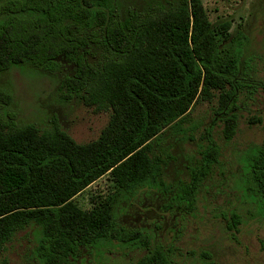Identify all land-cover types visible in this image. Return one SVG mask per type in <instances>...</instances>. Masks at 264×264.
Listing matches in <instances>:
<instances>
[{
  "label": "trees",
  "instance_id": "16d2710c",
  "mask_svg": "<svg viewBox=\"0 0 264 264\" xmlns=\"http://www.w3.org/2000/svg\"><path fill=\"white\" fill-rule=\"evenodd\" d=\"M243 38L224 49L202 0H166L153 13L124 14L118 0H0V76L23 64L49 74L70 64L64 98L111 113L100 137L80 144L57 119L49 130L19 124L8 110L13 94L0 88V253L33 229L38 264H79L83 250L116 244L146 250L137 264H174L172 248L152 247L147 233L119 223L116 199L84 210L75 198L106 175L125 197L165 186L174 159L162 144L165 130L178 132L198 100L216 92L232 139ZM96 49L102 56L92 63ZM205 138L190 181L173 198L189 211L220 162V146L210 132ZM250 168L264 199V145Z\"/></svg>",
  "mask_w": 264,
  "mask_h": 264
},
{
  "label": "rangeland",
  "instance_id": "374dc122",
  "mask_svg": "<svg viewBox=\"0 0 264 264\" xmlns=\"http://www.w3.org/2000/svg\"><path fill=\"white\" fill-rule=\"evenodd\" d=\"M165 1L118 0L123 14L130 10L153 13L157 3ZM202 2L224 49H231L239 35L244 37L234 137L225 138L227 117L220 113L222 100L216 92L211 101L198 100L178 132L165 130L162 144L174 156L165 168V186L125 197L106 175L78 195L75 202L90 210L100 198L116 199L119 223L147 233L152 247L172 248L174 264H264V199L250 168L256 149L264 145V0ZM93 51L89 60L96 63L102 52ZM73 71L70 64L51 74L30 64L6 71L0 76V88L14 96L8 110L16 112L19 124L31 123L49 130L57 119L76 142L97 140L111 113L77 98H64L60 85ZM209 132L220 146V162L200 188L195 209L189 211L173 198L190 181L191 169L201 160L200 151L207 144ZM37 242L33 229L19 232L0 253V264H38L34 256ZM146 253L143 248L108 245L83 250L79 264H137Z\"/></svg>",
  "mask_w": 264,
  "mask_h": 264
}]
</instances>
